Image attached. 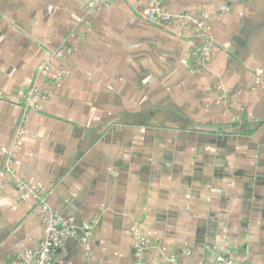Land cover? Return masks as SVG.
Wrapping results in <instances>:
<instances>
[{
    "label": "crops",
    "instance_id": "1",
    "mask_svg": "<svg viewBox=\"0 0 264 264\" xmlns=\"http://www.w3.org/2000/svg\"><path fill=\"white\" fill-rule=\"evenodd\" d=\"M88 2L0 0V264L45 238L19 180L62 218L92 225L89 247L68 238L53 264H135L136 229L143 264L217 252L264 264V0H162L173 14H210L214 55L198 72L194 26L178 36L147 18L145 0ZM47 61L68 71L60 85L38 76ZM33 83L47 97L7 175L1 148Z\"/></svg>",
    "mask_w": 264,
    "mask_h": 264
},
{
    "label": "built area",
    "instance_id": "2",
    "mask_svg": "<svg viewBox=\"0 0 264 264\" xmlns=\"http://www.w3.org/2000/svg\"><path fill=\"white\" fill-rule=\"evenodd\" d=\"M147 2V18L153 22L171 24L174 26V32L178 36L183 35L184 24L194 26L199 31V35L203 41L194 45L191 49L190 69L192 72H198L214 55L213 42L210 35V26L208 20L210 14L202 12L192 14L189 12L170 13L163 9L162 0H145ZM113 0H89L88 7L90 9H100L109 5ZM223 9H227L223 7ZM62 51H57L56 56H62ZM68 71L61 68H56L52 61H47L41 65L38 70V76L46 81H50L54 85H60L61 81L67 76ZM47 92L41 90L39 86L33 83L26 94L24 95L23 112L20 115L16 125L12 144L10 147L4 146L1 152L5 155V163L3 170L8 175L14 173L12 168L13 152L19 149L20 138L25 134V123L29 112L37 107L39 99L46 98ZM17 188L20 191H32L34 197L38 200L37 212L43 217L45 229V238L37 252L24 251L18 254L14 259V264H53V250L61 247L64 241L68 238L78 239L85 249L89 247V242L92 235V225L85 224L78 226L71 219H64L58 213L53 212L46 200L45 195L35 186H32L22 180L16 182ZM134 261L135 264H143L142 255L147 247L144 238L138 229L134 230ZM170 264H183L175 257L169 258ZM93 264V263H88ZM203 264H234V258L225 252H217L214 258Z\"/></svg>",
    "mask_w": 264,
    "mask_h": 264
},
{
    "label": "trees",
    "instance_id": "3",
    "mask_svg": "<svg viewBox=\"0 0 264 264\" xmlns=\"http://www.w3.org/2000/svg\"><path fill=\"white\" fill-rule=\"evenodd\" d=\"M204 131H206V129ZM214 131H216V130H214Z\"/></svg>",
    "mask_w": 264,
    "mask_h": 264
}]
</instances>
